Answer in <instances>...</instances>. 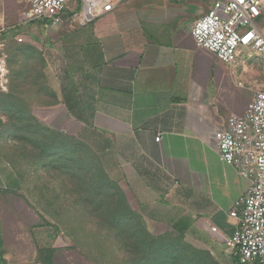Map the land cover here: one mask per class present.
I'll return each instance as SVG.
<instances>
[{
	"label": "crops",
	"instance_id": "crops-1",
	"mask_svg": "<svg viewBox=\"0 0 264 264\" xmlns=\"http://www.w3.org/2000/svg\"><path fill=\"white\" fill-rule=\"evenodd\" d=\"M211 4L120 0L84 25L67 10L61 24L40 20L35 34L23 36L36 42L44 83L74 138L131 209L147 224L194 237L221 255L232 230L228 212L249 181L221 162L217 141L259 89L251 49H238L229 65L195 44L192 23ZM256 26L264 35V3ZM20 188L0 153V264H40L32 237L57 238L49 225L40 238L38 214Z\"/></svg>",
	"mask_w": 264,
	"mask_h": 264
},
{
	"label": "rangeland",
	"instance_id": "rangeland-1",
	"mask_svg": "<svg viewBox=\"0 0 264 264\" xmlns=\"http://www.w3.org/2000/svg\"><path fill=\"white\" fill-rule=\"evenodd\" d=\"M73 1L68 5L76 13ZM28 11L25 0H0V153L20 177V196L38 214L40 238L45 225L57 234L46 243L32 237L40 264H236L227 251L216 255L194 237L147 224L131 209L74 138L45 85L36 42L23 36L35 34L40 23ZM252 51L254 86L264 90V58Z\"/></svg>",
	"mask_w": 264,
	"mask_h": 264
},
{
	"label": "built area",
	"instance_id": "built-area-1",
	"mask_svg": "<svg viewBox=\"0 0 264 264\" xmlns=\"http://www.w3.org/2000/svg\"><path fill=\"white\" fill-rule=\"evenodd\" d=\"M28 17L59 25L69 0H25ZM75 1H79L75 2ZM73 13L80 25L111 11L120 0H75ZM264 0H212L209 9L197 17L191 35L198 47L225 64L236 62L238 49L256 50L264 57V35L256 26ZM18 40H22L20 37ZM159 140V136L155 138ZM219 159L231 166L249 185L228 212L232 230L224 239L225 249L238 264H264V90L255 91L241 116L231 115L217 141ZM216 231L215 226L211 227Z\"/></svg>",
	"mask_w": 264,
	"mask_h": 264
},
{
	"label": "trees",
	"instance_id": "trees-1",
	"mask_svg": "<svg viewBox=\"0 0 264 264\" xmlns=\"http://www.w3.org/2000/svg\"><path fill=\"white\" fill-rule=\"evenodd\" d=\"M41 252V251H40ZM236 262V261H235ZM236 264H238V263H236Z\"/></svg>",
	"mask_w": 264,
	"mask_h": 264
},
{
	"label": "bare ground",
	"instance_id": "bare-ground-1",
	"mask_svg": "<svg viewBox=\"0 0 264 264\" xmlns=\"http://www.w3.org/2000/svg\"><path fill=\"white\" fill-rule=\"evenodd\" d=\"M0 69H1V66H0Z\"/></svg>",
	"mask_w": 264,
	"mask_h": 264
}]
</instances>
